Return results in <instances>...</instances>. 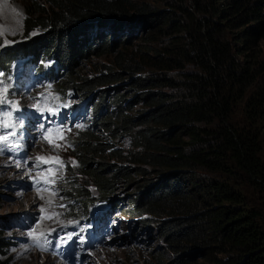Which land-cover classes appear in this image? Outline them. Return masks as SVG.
Returning a JSON list of instances; mask_svg holds the SVG:
<instances>
[{"label": "trees", "instance_id": "obj_1", "mask_svg": "<svg viewBox=\"0 0 264 264\" xmlns=\"http://www.w3.org/2000/svg\"><path fill=\"white\" fill-rule=\"evenodd\" d=\"M23 25L25 39L0 69L40 58L50 65L37 72L61 76L59 90L89 101L100 89L89 126L71 139L76 168L59 188L72 210L112 203L132 169L159 167L166 172L132 203L169 216L160 227L169 244L185 242L184 255L215 246L226 254L216 264H264V0H43L28 5ZM104 54L114 67L80 72L86 58ZM120 70L135 100L147 101L143 111L103 88ZM123 133L133 142L122 157L134 167L109 161L120 156L112 141ZM6 246L0 230V253Z\"/></svg>", "mask_w": 264, "mask_h": 264}, {"label": "rangeland", "instance_id": "obj_2", "mask_svg": "<svg viewBox=\"0 0 264 264\" xmlns=\"http://www.w3.org/2000/svg\"><path fill=\"white\" fill-rule=\"evenodd\" d=\"M32 2L42 4L43 0H0V59L10 47L25 39L24 17L27 15L28 5ZM148 30V27L139 30L131 40L139 41L142 35L149 33ZM38 33L39 30H34L29 36ZM40 63L48 66L50 62L41 61L40 58L36 63H32L31 60L15 59L8 66L0 69V138L9 139L10 135L19 133L25 140L28 132L32 131L31 125L34 120L37 121V129L32 131L34 133L40 131L39 126L45 127L49 118V121L56 123L50 127L59 126L60 130L57 135L54 130L47 134L46 127L43 135L49 139L47 138L46 141L45 138V141H41L38 137L34 138L35 145L37 143V146L41 145V147L30 146L32 153L30 157H23L25 161L18 162L16 159L11 162L9 159L12 160L13 155L8 154L9 159L0 155V230L7 241V246L0 253L1 263L216 264V260L223 258L226 254L218 251L215 246L204 250L192 249L184 255L185 252L182 251L185 242L175 248L160 232L162 222L169 216H147L133 205L136 194H143L145 189L150 187L151 181L159 179L166 172L159 167H150L144 173L138 174L132 169L130 179L117 184V189L112 194V203L95 200L86 212V210L82 211L83 205L79 207V204L76 210H72L69 206L75 203L64 202L66 196L59 188L66 186L68 170L75 169L77 163L70 148L71 139L76 131L89 126L90 104L99 99L100 93L97 92L100 89L94 91L89 101H85L72 90H59L57 83L61 76L53 80L52 74L43 76L37 73L35 68ZM101 63L110 67L115 66L112 55H90L85 59L80 72L89 75L96 71ZM150 71L151 69L147 67L142 75ZM120 72L122 74L119 80L103 88L111 94L124 92L132 101V111H143L147 101L135 100L137 96H132L134 88L128 79L129 74L123 70ZM24 83L32 85L25 88ZM158 89L171 91L165 86ZM25 90L28 91L27 94ZM74 104L77 105L76 108ZM49 106H52L50 110ZM37 108L45 113L40 115L41 111H36ZM45 109L49 111L47 114ZM61 121L67 126L61 124ZM71 123L73 126L70 125ZM10 125L8 131L6 127ZM12 141L19 145L14 138ZM132 142L128 133L117 136L112 141L115 143L112 149H118L120 156H112L109 161L134 167V163L122 157L131 147ZM1 143L6 147L10 142L8 140L6 143L0 142V147ZM41 154H44L46 159L37 160ZM47 160L57 162L49 166L50 188H44L45 185L42 187L37 177H28L32 164L37 166L36 172L39 174L46 167L42 162ZM41 165H44V168ZM14 166L23 167L17 168L19 169L17 171ZM39 192L46 195L36 196L35 193ZM93 195L97 196L96 193ZM37 198L43 201L36 202ZM252 205L256 206L254 203ZM262 206L257 207L264 217ZM38 214L43 218L40 223L34 219ZM33 225L37 227L32 229ZM51 231L55 235L49 239L45 235L51 236ZM29 234L33 237L36 235L35 237L45 245V250L42 251L37 247L32 240L33 237L28 238ZM25 246L30 248L29 252H23Z\"/></svg>", "mask_w": 264, "mask_h": 264}, {"label": "bare ground", "instance_id": "obj_3", "mask_svg": "<svg viewBox=\"0 0 264 264\" xmlns=\"http://www.w3.org/2000/svg\"><path fill=\"white\" fill-rule=\"evenodd\" d=\"M13 18V17H12ZM14 20V19H13ZM15 21V20H14ZM25 92H26V94H27V92L28 91H26L25 90ZM47 97V96H46ZM19 104H21L20 102H18ZM39 104H41V102L39 103ZM75 105V104H74ZM73 106V105H72ZM25 109V107H23V110ZM45 111H46V114L49 112L47 109H45ZM33 113H34V111H33ZM18 114V113H17ZM27 114V113H26ZM18 115H20V114H18ZM34 115V114H33ZM32 115V116H33ZM51 117V116H50ZM87 117V116H86ZM36 119H38L37 117H36ZM76 119V118H75ZM34 120V119H33ZM50 120V118L47 120V122ZM35 122L34 123H32V125H31V130L32 131H34V130H36L37 129V125H36V120H34ZM46 122V124H45V127H40L39 126V132L38 133H34V132H28V137L25 139V140H23L22 139V137H20V135H19V133H17V134H14V135H10V137H9V139H8V141L11 143H8V145L6 146V147H3L2 146V143H1V147H0V155H1V157H4V158H6V159H9V155L8 154H10V155H13V159L12 160H10L9 159V161H11V162H13L14 160H16L17 159V161L18 162H20V161H22V160H24L23 159V157H30L31 156V153H32V151H30V146L33 148H40L41 147V145H39V146H37L38 144L36 143V145H35V142L33 141V139L34 138H36V137H38V140H41V141H45V138H46V141L49 139L48 137H45L44 135H43V132L45 131V128L47 127V130H46V133L47 134H49V132L51 131V130H54V132L56 133V135H57V133L58 132H60V130H59V126H55L56 128H54V126L51 128L50 127V125H55L56 123H53L52 121H49L48 123ZM55 122V121H54ZM75 122V121H74ZM73 122V123H74ZM73 123H71L70 125L71 126H73ZM61 124H64L63 123V121H61ZM65 126H67V124H64ZM10 127H11V125L10 126H8V127H6V129L8 130V131H10ZM77 127V126H76ZM21 130V129H20ZM22 131V130H21ZM24 136V135H23ZM12 138H14L15 140H17L18 142H19V145H16L13 141H12ZM48 138V139H47ZM21 144V145H20ZM35 154V153H34ZM41 156H43V157H41ZM45 155L44 154H41L39 157H41V158H44V159H46L45 157H44ZM33 157V156H32ZM25 161V160H24ZM23 161V162H24ZM46 167H45V169L42 171V172H39V174H37V172H36V170H38L37 169V166L35 165V164H32V167L30 168V172H29V174H28V177H31V176H34V177H37L38 179H39V182L41 183V186L43 187V185H45L44 186V188H50V177H51V175H50V170H49V166H50V164H55V163H57V162H55V161H51V160H47L46 162H42ZM44 165H41V167L42 168H44ZM16 169L15 170H19L21 167H23V166H20V167H16V166H14ZM17 168H19V169H17ZM41 177L43 178V179H41ZM33 183V182H32ZM38 183V182H37ZM52 184V183H51ZM36 185V184H35ZM53 186V185H52ZM39 194H43V195H46V193H43V192H39V193H35V195L37 196V195H39ZM34 195V196H35ZM37 201H40V202H42L43 201V199H40V198H37L36 199V202ZM108 209V208H107ZM34 219H37V221H39V223L40 222H42V220H43V218H42V215L41 214H38V216H34ZM37 227V225H33L32 226V229H35ZM40 229H41V227H40ZM39 230V229H38ZM59 232H61V231H59ZM50 235L51 236H49V235H45V236H48L49 237V239H51L55 234H54V232L53 231H51L50 232ZM36 236V235H35ZM34 236V237H35ZM41 236V235H40ZM31 237V239H32V237H33V235H28V238H30ZM33 240V239H32ZM24 251H26V252H29L30 251V248L28 247V246H25V248L23 249V252Z\"/></svg>", "mask_w": 264, "mask_h": 264}, {"label": "snow or ice", "instance_id": "obj_4", "mask_svg": "<svg viewBox=\"0 0 264 264\" xmlns=\"http://www.w3.org/2000/svg\"><path fill=\"white\" fill-rule=\"evenodd\" d=\"M8 137L0 138V142H7ZM44 158L38 157L37 160H42ZM31 235V234H30ZM34 243L37 247H39L42 251L45 250V245L41 243L40 239L37 237H33Z\"/></svg>", "mask_w": 264, "mask_h": 264}]
</instances>
